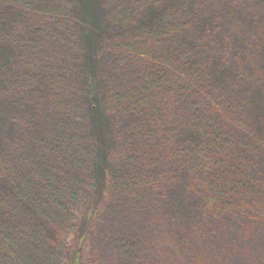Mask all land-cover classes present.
<instances>
[{"label": "rangeland", "instance_id": "rangeland-1", "mask_svg": "<svg viewBox=\"0 0 264 264\" xmlns=\"http://www.w3.org/2000/svg\"><path fill=\"white\" fill-rule=\"evenodd\" d=\"M212 1L216 0H209ZM25 2L31 4L33 13L26 11ZM124 2L0 0V41L8 34L7 40L0 44V67L4 60L9 67L13 65L9 48L14 43H11L10 35L15 44L20 39L28 44L31 36L40 42L49 32H54L51 22L54 23L56 15L69 14L82 32L90 33L89 41L82 33L80 37L83 62L72 53L67 59H61V44L56 48L54 41H41L35 52L36 62L42 59L44 63L37 66L34 89L44 91L48 77L55 78L66 72L68 79L78 83L76 100L81 102L93 95L99 107L90 111L89 105L82 109L78 102L71 108L68 122L58 130L59 134L62 130L74 145L72 157H81L84 164L77 166L74 161L69 162L66 179L76 198L69 201L65 197V209L51 210L45 233L39 231L40 237L47 241L43 254L52 253L49 261L40 256L39 264H85L92 261L96 264H264V0H252L255 24L243 27L239 15L246 13L244 9L240 14L233 11L226 22H222V25L235 27L229 34L230 52L221 60L222 69L216 72V78L225 95L231 98V105L240 107L246 116L243 132L235 134V147L244 152L245 161L252 162L250 156L256 153L258 159L248 171L251 176L256 174V183L250 185L253 193L235 206L232 213L216 221L218 228L214 238L209 234L189 233L200 221L195 197L188 189L183 165H175L166 156L172 146L184 143L192 132L185 103H179L174 111L168 103L162 105L166 114L158 129L159 132L165 131L160 134L163 157L156 161L159 177L151 186L163 193L145 196L141 190L137 191L136 188L146 185H137L133 177L140 175L129 174L123 167L125 153L119 142L123 138L124 123L117 103L123 91L122 79L115 67L116 56L108 43L118 28L111 19L122 11ZM157 13L155 9L147 11L140 20L152 19ZM20 20L22 28L16 24ZM29 22L36 26L37 33L25 29ZM171 50L173 52V48ZM172 52L169 46L159 58L165 67L172 65ZM150 54L155 56L151 51ZM219 58L215 60V66ZM240 64L241 70L238 69ZM22 67L18 64L11 71H19ZM41 79L46 80L43 86H40ZM3 80L0 79V151L5 130L20 126L37 131L66 120L65 116L60 119L56 110L51 112L53 97H41L38 92L33 96L32 92L25 91L28 101L23 108L8 101L3 93L6 87ZM47 94L54 95V91H47ZM164 98L169 102L168 94H164ZM84 117L89 118L88 132L99 140L102 173L97 171L98 159L94 157L98 151L97 143L93 140L89 143L90 150L95 153L90 158L83 144L79 145L76 140L83 131ZM17 160L15 155L11 163L17 165ZM6 171L16 172L11 167ZM14 215V224L36 217L33 214L22 217L17 212ZM49 233H53L55 239L50 235L48 241Z\"/></svg>", "mask_w": 264, "mask_h": 264}, {"label": "trees", "instance_id": "trees-1", "mask_svg": "<svg viewBox=\"0 0 264 264\" xmlns=\"http://www.w3.org/2000/svg\"><path fill=\"white\" fill-rule=\"evenodd\" d=\"M25 7L27 12L33 13L30 3L25 2ZM121 9L111 19L118 28L108 44L116 56L115 67L122 79L123 91L117 103L124 123L123 138L119 142L125 153L123 167L129 174L140 175L133 177L137 185H146L136 188L137 191L141 190L145 196L163 193L151 186L159 177L156 161L163 157L160 134L165 131L158 129L166 114L162 105L168 103L174 111L179 103H185L192 132L184 143L172 146L166 156L175 165H183L188 189L195 197L200 221L189 233L209 234L214 238L218 228L216 221L228 216L235 206L248 199L253 193L250 185L257 181L256 174L251 176L248 171L255 165L258 153L250 156L252 162L245 161L244 152L235 147V134L243 132L246 116L240 107L231 105V98L225 95L216 78V72L222 69L221 62L230 52L229 34L235 27L222 25V22H226L233 11L240 14L244 9L246 13L239 15L243 27L255 24L252 0H125ZM152 9L158 11L152 19L140 20ZM55 17L54 23L51 22L54 32H49L40 42L54 41L56 48L61 44V59H67L72 53L83 62L80 37L82 33L89 41V31L82 32L76 20L67 13ZM16 24L22 28L21 20ZM25 29L38 32L31 22ZM7 38L8 34H5L3 41ZM9 39L14 43L9 48L13 65L9 67L4 60L0 67V79L6 82L3 93L7 100L23 108L28 101L25 91L32 92L33 96L38 92L41 97H53L51 112L56 110L60 119L66 117L63 122L37 131L20 126L5 130L0 151V264H39L40 256L48 261L52 258V253L43 254L47 241L40 237L39 231L45 233L51 210L65 209V197L69 201L76 198L66 179L69 162L74 161L77 166L84 164L81 157H72L74 145L64 132L58 133L68 122L71 108L80 102L75 98L78 83L68 79L62 70L64 73L57 77H48L44 91H37L34 89L37 66L44 63L42 59L36 62L35 57L40 42L33 36L28 44L21 39L15 44L12 35ZM169 46L170 53L173 48L170 68L159 59ZM218 56L219 62L215 66ZM18 64L23 67L11 71ZM238 69H242L241 64ZM45 82L41 79L40 86ZM50 90L54 95L47 94ZM164 94L169 95V102ZM80 103L82 109L86 105L90 111L99 109L93 95ZM47 110L50 112L49 108ZM46 118L49 119V115L46 114ZM83 120V131L76 140L79 145L83 144L90 158L95 153L90 150L89 143L92 140L97 143L98 151L94 157L98 159L97 171L102 173L99 140L87 130L89 118ZM15 155L19 159L17 165L11 163ZM10 167L16 172L6 171ZM15 212L22 217L33 214L40 220L28 216L29 220L25 218L14 224ZM50 235L55 239L53 233H49L48 241Z\"/></svg>", "mask_w": 264, "mask_h": 264}]
</instances>
